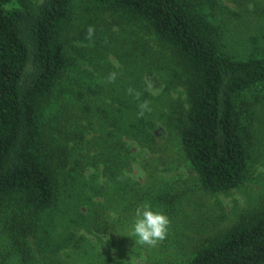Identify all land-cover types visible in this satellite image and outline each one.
Returning a JSON list of instances; mask_svg holds the SVG:
<instances>
[{"label":"trees","instance_id":"trees-1","mask_svg":"<svg viewBox=\"0 0 264 264\" xmlns=\"http://www.w3.org/2000/svg\"><path fill=\"white\" fill-rule=\"evenodd\" d=\"M91 1L124 18V24L118 21L123 31L126 24L138 25L133 34L142 46L127 48L138 60L135 78L124 89L141 92L140 100L125 92L116 105L105 103L96 82L85 85L69 73L71 42L86 38L89 25L98 38L107 35L92 15L85 27H75L76 0H0V208L7 206V227L15 215L21 221L14 222L18 235L11 238L21 245L23 262L27 250L20 235L56 229L69 216L79 230L117 229L113 213L121 217L148 198L150 183L142 185L130 174L136 155L143 157L138 162L151 182L176 140L210 192L238 187L249 171L254 135L247 116L264 100V51L246 57L228 53L222 0ZM254 3L255 15L264 20V0ZM97 15L103 19V13ZM143 30L156 45L140 41ZM252 39L257 42V35ZM108 50L98 49L97 56L106 57ZM143 100L151 111L139 117ZM54 103L60 114L52 112ZM157 131L169 132L167 141L160 143ZM87 167L94 171L83 175ZM163 192L156 201L170 212L167 204L174 200ZM205 241L186 264H264V207Z\"/></svg>","mask_w":264,"mask_h":264},{"label":"rangeland","instance_id":"rangeland-1","mask_svg":"<svg viewBox=\"0 0 264 264\" xmlns=\"http://www.w3.org/2000/svg\"><path fill=\"white\" fill-rule=\"evenodd\" d=\"M222 4L227 11L221 8L219 15L228 22L222 36L228 53L234 57H246L264 51V20L261 14L255 15L257 9L254 0H222ZM241 4L248 9L243 8ZM99 13H103V19H99L97 15ZM90 15L96 26L107 29L101 34L107 33V35L99 38L95 35L92 43L86 38L74 39L71 42L74 46L69 50L72 64L69 73L73 77L81 78L85 85L96 82L101 89L104 102L116 105L118 103L116 97L127 92L124 89L126 84L130 86L135 78L132 75V67L136 65L138 57L136 54L130 56L131 49L127 48L135 42L141 44L135 41L136 37L133 34L138 25L126 24V31H123L124 28L118 21L124 24L125 19L118 13H112L110 16L91 0H76L72 21L75 27H85L88 21L86 17ZM110 23L111 28H109ZM109 33L112 35L110 36ZM255 35L258 38L257 42L252 39ZM140 36L142 43L149 41L150 44L156 45L148 30L141 31ZM81 46L87 47L84 55L75 48ZM254 47L258 49L253 50ZM101 48L105 50L109 48L104 58L97 56V50ZM117 63L119 67H115ZM149 67L153 68L152 65ZM112 71L118 72L119 75L114 83H109L106 77ZM146 78L152 77L146 76ZM182 89L183 86L180 85L173 91L175 99L180 94L177 91ZM153 92L158 93L157 90ZM253 92L254 90L249 92V99L252 98ZM56 104L52 105V112L60 114L62 110ZM247 118L252 120L254 144L247 177L238 187L220 192L204 189L198 174L175 140L154 171L157 178L151 182L146 170L138 162L143 157L136 155L130 174L142 185L150 183V187L145 188L148 193L144 194L148 198L137 202L130 213L121 212V217L113 213L111 219L120 222L117 229L110 227L108 231L103 232L94 228L91 231L79 230L72 222L74 216L72 220H69V216L63 221L60 220V225L56 229L44 226L26 233L25 236L20 235L21 241H25L23 246L27 250L26 261L23 262L22 247L20 245L19 249L15 244L17 241L11 238L18 235V229L13 227L14 222L21 221L16 215L14 221L9 220L8 217L11 221L8 223L9 227L13 228L7 227L3 221V213L7 211V206L1 207L0 264H186L197 249L196 246L201 247L208 243L205 238L224 234L233 224L264 207V100L253 104L250 116L248 114ZM168 134L167 131L156 132L160 143L167 141ZM138 150L135 146L133 152L137 153ZM151 159L149 158V161ZM150 170L153 168L151 167ZM93 171L94 168L87 167L83 175L91 174ZM162 190L165 192L161 194L169 195L174 200V203L167 204L170 212L164 211L165 203L156 201ZM63 192L64 187H61V195ZM139 194L143 195L141 192ZM144 203L164 212L171 221L167 237L155 247L135 244V238L130 236L135 210ZM12 213L10 207L8 215ZM58 213L61 214L60 211ZM8 229L14 233L11 234ZM5 238L10 240L6 241Z\"/></svg>","mask_w":264,"mask_h":264},{"label":"clouds","instance_id":"clouds-1","mask_svg":"<svg viewBox=\"0 0 264 264\" xmlns=\"http://www.w3.org/2000/svg\"><path fill=\"white\" fill-rule=\"evenodd\" d=\"M94 36L95 26L89 25L86 39L92 43L94 42ZM115 67H119L118 63ZM118 75V72L112 71L106 77V81L114 83L117 80ZM148 89H151L150 84L148 85ZM127 93L137 100H140L142 95L141 92L132 87L127 89ZM139 109L140 111L138 112V116L143 117L145 112L151 111L150 102L148 100H143L139 104ZM170 224V218L164 212L155 210L150 204L144 203L135 210L130 236L135 238V244L155 247L159 242L163 241L167 237Z\"/></svg>","mask_w":264,"mask_h":264}]
</instances>
